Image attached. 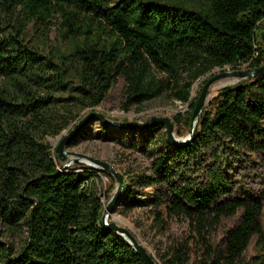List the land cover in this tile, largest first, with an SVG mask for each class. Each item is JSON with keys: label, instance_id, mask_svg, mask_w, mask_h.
Masks as SVG:
<instances>
[{"label": "trees", "instance_id": "16d2710c", "mask_svg": "<svg viewBox=\"0 0 264 264\" xmlns=\"http://www.w3.org/2000/svg\"><path fill=\"white\" fill-rule=\"evenodd\" d=\"M263 20L264 0H0V264H145L99 224L95 183L99 172L115 177L63 166L46 138L94 111L119 78L124 110L163 96L187 105L171 121L189 128L195 81L264 63ZM95 123L111 131L88 118L66 146ZM161 126L115 131L151 146ZM160 140L168 153L157 172H121L114 209L149 205L163 230L165 218L184 225L157 264H248L262 206L233 193L229 170L252 156L264 162V75L219 89L188 145ZM183 163L202 180L173 181ZM238 211L239 221L219 234L222 219Z\"/></svg>", "mask_w": 264, "mask_h": 264}, {"label": "rangeland", "instance_id": "374dc122", "mask_svg": "<svg viewBox=\"0 0 264 264\" xmlns=\"http://www.w3.org/2000/svg\"><path fill=\"white\" fill-rule=\"evenodd\" d=\"M56 28L57 26L50 32L51 39L55 37ZM263 29L264 20L261 21L257 29L259 37ZM246 68L245 65H241L238 69ZM224 70L231 69L226 67ZM218 71V69H214L210 75L195 81L192 86L191 96L195 97L199 93L203 81ZM238 81L240 79L235 77H224L215 81L208 89V96L204 108L219 89L224 86L233 85ZM123 86L124 82L122 78H119L108 91L103 102L94 111L100 112L112 120L144 122L151 116H167L171 118L174 113L184 112L188 108L186 104L179 102L172 103L166 97L161 96L145 101L140 106H131L128 110H124L122 107ZM173 126L174 136L177 139L185 137L189 132V128L183 122L180 125L173 123ZM116 128L115 126L108 125V130L111 131L105 134L106 131L101 130L97 123H95L80 132L72 140V144L69 147L65 143L64 148L74 153V155H68L69 158L84 161V163L70 162L68 166L102 169L101 165L89 160L85 161L86 159L75 155L81 153L110 164L119 173L125 172L128 174V178L142 173L151 174L157 172L156 162L168 153L166 145L160 140L162 136L165 137L164 126L162 125L161 129H159L160 134L154 135L156 136V143L151 146L143 144L139 135H129L121 131L116 132ZM71 129V126H69L63 129L59 135L47 137V143L55 150L60 140ZM169 163L174 165L172 162ZM173 169L176 173L172 175V180L175 182L180 183L189 178H195L194 181L202 180L201 175L194 172L191 167L188 166L187 168L184 163L181 165V168L176 169L174 167ZM111 179L108 175L99 172V179L95 183V189L100 194L103 204L107 203L115 191L114 186H116V181L114 182ZM229 180L233 193L236 196L257 199L261 203L262 210L259 217L261 236L259 237L255 234L252 237L244 252V258L248 264H264V162L257 156H252L246 161L235 162L230 167ZM146 190L150 193L152 192V188H147ZM153 209L149 205H137L130 210H125L123 205H119L110 213L108 222L113 221L129 230L138 242L145 246L157 261H160L158 256L163 254L174 240L181 237L185 228L179 221L165 218L166 228L163 230L154 221ZM240 215L241 212L238 211L233 216L223 218L220 224L219 234H224L228 228L235 225L239 221Z\"/></svg>", "mask_w": 264, "mask_h": 264}, {"label": "water", "instance_id": "95a60500", "mask_svg": "<svg viewBox=\"0 0 264 264\" xmlns=\"http://www.w3.org/2000/svg\"><path fill=\"white\" fill-rule=\"evenodd\" d=\"M260 40L264 44V29L260 32ZM262 75H264V63L255 68L219 70L218 72L209 76L202 84L201 89L198 93L197 100L192 110V114L190 118L189 132L183 138L177 139L174 136L173 123L171 121V118L167 116H151L144 122L117 121V120L109 119L100 112L91 111L88 114H86L81 120H79V122L69 131V133L60 140L59 144L55 149V152L60 159L65 161V163H63V166H68L70 162L84 163L83 160H77L76 158L75 159L69 158L68 155H74V153L69 150H66L64 148V144L70 139V137L88 118H96L102 121L106 125H112L115 127H122V128H135V127L144 128L148 125L159 123L164 126L166 139L170 144H172L173 146L188 145L193 140L195 132L197 130V126L204 109V104L208 96V89L215 81L224 77H235L241 80V79H251L255 77H260ZM75 155H77L80 158L92 161L93 163L101 165L102 169L110 172L116 179L117 186L115 188V191L113 195L110 197V199L107 201V203L104 204L103 211L99 219L100 226L107 231H115L119 235L123 236L132 245L133 249L139 254V256L141 257V259L145 264H157L153 255L150 252H148L145 246H143L140 242H138V240L129 232V230L118 225L113 221L108 222V217L112 212L114 205L116 203V199L121 191V187L123 184L122 174L116 171L110 164H107L106 162H103L99 159L81 153Z\"/></svg>", "mask_w": 264, "mask_h": 264}, {"label": "bare ground", "instance_id": "6f19581e", "mask_svg": "<svg viewBox=\"0 0 264 264\" xmlns=\"http://www.w3.org/2000/svg\"><path fill=\"white\" fill-rule=\"evenodd\" d=\"M85 161H88V160H85Z\"/></svg>", "mask_w": 264, "mask_h": 264}]
</instances>
